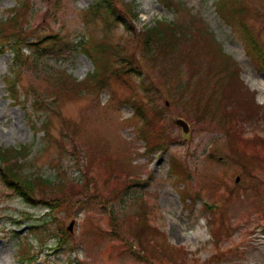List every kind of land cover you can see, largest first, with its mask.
Segmentation results:
<instances>
[{
	"label": "rangeland",
	"instance_id": "rangeland-1",
	"mask_svg": "<svg viewBox=\"0 0 264 264\" xmlns=\"http://www.w3.org/2000/svg\"><path fill=\"white\" fill-rule=\"evenodd\" d=\"M22 1L0 0V21ZM25 1L22 64L9 45H0V147L22 149L17 168L35 178L32 196L55 206L25 202L0 176V264H264V68L248 54L240 26L218 10V0H116L132 4L139 16L123 12L128 24L108 29L100 14L85 16L95 0ZM242 2L247 23L264 41V0ZM157 21L181 23L187 36L220 47L241 73V97L253 94L261 108L249 110L237 96L224 104L232 115L210 110L205 116L178 102L177 53L148 57L131 31ZM104 39L107 82L96 89L86 82L95 62L83 47ZM121 45L133 46L140 76L114 63L112 51ZM203 46L196 56L202 67L193 57L181 71L184 80L204 74L213 83L221 76V59ZM133 96L156 100L164 122L156 141L168 137L165 148L148 149ZM176 117L189 123V135ZM224 117L233 127L219 121ZM123 179L138 180L124 188L125 182H115Z\"/></svg>",
	"mask_w": 264,
	"mask_h": 264
},
{
	"label": "trees",
	"instance_id": "trees-1",
	"mask_svg": "<svg viewBox=\"0 0 264 264\" xmlns=\"http://www.w3.org/2000/svg\"><path fill=\"white\" fill-rule=\"evenodd\" d=\"M162 1L167 5H172L174 2L173 0ZM25 3L26 1H23L21 7L18 8L12 16L8 17L5 22L0 23L1 49H3V46L9 45V48L14 53V62L16 65L22 64L21 61L22 58H24L22 53V44L25 42L26 37L24 35L25 31L23 29V25L21 24V20L23 18ZM118 3L120 2H116V0H95L94 4L89 7L86 15L89 20H92L100 14L99 17L103 18L104 25H106L107 29L108 27L112 28L115 24H128L124 19L123 12L131 13L134 19L139 16L135 13L132 4L120 3L123 11H119ZM216 3L218 10H220L228 22L240 26L241 33L246 42L248 54L256 61L258 66L264 67V41L261 40L259 35L247 23V19H245L246 9L242 0H218ZM260 10L262 9L260 8ZM260 15L264 16V13H260ZM188 29L189 28L187 26L178 22L167 24L164 21H157L154 26L148 27L141 32H138L137 29L134 28H132L131 31L134 34V39H138L137 46H140V49H142L148 57L154 58L157 55V58H160V52H163L164 54L166 53L168 57L174 59L173 54L177 53V71L174 72V74L177 73V82L179 84V87L177 86L178 102L182 101V103H188L194 108H200L205 116H209L210 110L225 112V101L228 98H236L237 96L244 100V102L240 101L239 103H244L249 110H251L253 106L260 109L261 107L256 103L255 96L253 94L241 97L245 94L243 91L244 82L241 79L239 69L232 67L231 57L227 56L220 47H211L207 43V40H204L205 38L203 39L204 42H200L197 38L187 36L186 30ZM195 29L199 30L201 34L208 38L209 34L207 31L200 28L198 25L195 26ZM212 40L214 41L213 38ZM201 45H204L203 47L206 49L205 52L208 55H211L214 60H216V55H218L221 59L219 64L221 76L214 79L213 83L211 82L212 79L209 78L208 81L204 74H200L197 79L192 76L185 80L181 74L184 65L187 63L191 65L192 58L194 57V60H196V56H199V53L201 52ZM108 48L106 39L98 41L97 44L91 47L89 46V48L88 46L83 47L85 52H90L88 55H90L92 60L95 62V70L92 74L88 75L89 78L86 80L87 83H94V85H91L93 88L100 89L107 82L105 74L109 69V63L106 62V58L109 55ZM112 52L116 56V61H114V63L118 62L121 64L119 66L125 69L126 73L133 72L139 76L141 75L137 69V65H135L132 60L134 57L133 46L132 51L127 45H121L118 48L116 46V49ZM170 53L172 55H170ZM196 62L198 67L201 68L202 63L200 64L197 60ZM117 72L118 71L115 70L113 71V74L117 75ZM209 75H211V73ZM141 81L144 82L143 79H141ZM75 83H77V81H75L74 84ZM202 83H206L207 86L202 87ZM14 88L11 89L12 95L16 96V90ZM144 88V91H148L149 97V88L147 86ZM191 88H193L194 91L191 92ZM220 88H222V90ZM225 88L227 89L226 94V91L224 90ZM208 89L209 91H207ZM223 90L225 95L219 98L216 97V93ZM202 92L209 95L210 101L205 99ZM171 95H174L173 91ZM133 97L135 101V116L141 123L139 125L140 135H142L143 139L146 141L148 149L156 150L159 148H165L164 146L168 143V137L160 138L158 142L156 141L157 134L158 136L161 135H159L158 130H160L159 128L164 124L163 119H160L161 117L159 116V112L161 111L156 103V100L154 102H144L143 100L142 102H137L139 100V96ZM54 99L55 97H53V100ZM226 108H228V111H231L230 104L226 103ZM225 114L226 116L232 115V112H225ZM220 120H223L222 124L227 128L233 127L232 118L224 117L223 119L220 118L219 121ZM21 153L22 149L5 150L0 147V176L2 177L4 184L21 196V198L29 204L36 206L37 204L45 203L48 206H55L54 203H47L42 200L37 203L35 196H32L35 195L37 191L35 187V178L31 179L22 176L17 168L19 167L18 161L22 158ZM13 158L15 159L14 162H12ZM85 176L87 180L89 173H85ZM39 178L40 181H44V183L51 181L50 179H43L42 177ZM137 180L138 179H131V181H129L123 179L121 182H115L118 185L125 182L124 188H127L130 185V182H136ZM60 186L62 187V185H59L58 188H61ZM213 209L215 212L218 210V208ZM114 214L116 216L118 215L116 213ZM140 216L137 215L132 218L133 220H138ZM217 222L218 221H214L213 224H211V233L213 235L217 234L219 228ZM60 241L63 242V238H61Z\"/></svg>",
	"mask_w": 264,
	"mask_h": 264
},
{
	"label": "water",
	"instance_id": "water-1",
	"mask_svg": "<svg viewBox=\"0 0 264 264\" xmlns=\"http://www.w3.org/2000/svg\"><path fill=\"white\" fill-rule=\"evenodd\" d=\"M175 122L182 127L183 129V132L186 134V135H189L190 133V126H189V123L184 120L183 118H180V117H176L175 118Z\"/></svg>",
	"mask_w": 264,
	"mask_h": 264
}]
</instances>
